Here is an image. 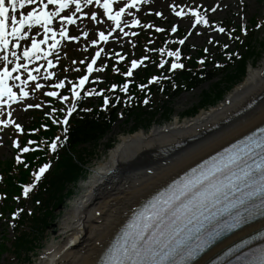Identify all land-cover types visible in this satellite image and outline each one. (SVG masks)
<instances>
[{"label": "snow or ice", "instance_id": "6c2138e0", "mask_svg": "<svg viewBox=\"0 0 264 264\" xmlns=\"http://www.w3.org/2000/svg\"><path fill=\"white\" fill-rule=\"evenodd\" d=\"M37 0H9L6 4L5 0H0V50L8 47L9 39L11 36H18L23 38L27 36L28 32H23L21 35L22 29L26 24H35L40 25L43 23L46 32H54V29L48 27L52 22V17L59 14L62 10L69 7L70 3H74L76 7V12L81 10V0H47V3H44V0H39L37 7L32 8L31 11L25 15L23 12L20 13L21 18L17 19L15 15L17 9H23L26 4H36ZM97 3L100 0H96ZM139 0H132L133 4L138 3ZM84 3L91 4L92 0H84ZM49 4H58L59 7L55 12L50 13L47 11ZM129 4H124L120 7L115 14H113V3L112 0H104L103 8L107 11L109 18L116 22V28H120L121 25V16L125 12V9L128 8ZM39 8V11H37ZM13 13L11 15V32L8 31V20H9V11ZM215 8H212L211 11H215ZM188 12L193 13L195 16V23L208 25L209 20L206 15L201 14L198 8L189 7ZM84 16H87L88 13H83ZM157 15H161L157 13ZM177 15H183V13H177ZM75 13L72 15H62L59 16L61 21H67L68 23H74ZM91 18L96 20V13L91 14ZM133 24H139L140 21L133 20ZM219 27V26H218ZM61 36H67V28H64L61 25ZM113 28L111 31H115ZM163 31V29H158ZM177 28L174 26L171 31L175 32ZM123 31V29H121ZM220 32H224L223 27H219ZM247 30L245 29V32ZM87 36V32L82 33ZM135 35V33H132ZM124 35H128L127 32ZM55 39V35L52 37ZM100 40H107L108 36L105 35L104 31L99 32ZM187 37H185L186 39ZM48 37L45 35V39L37 41L32 39L31 48H24L23 55L31 59L32 55L35 53L43 52L44 50L40 47L41 44L47 41ZM68 39L79 40L78 36H68ZM181 44L184 43V40L179 41ZM59 42L57 41V44ZM93 45L97 44V40H92ZM17 48L20 47V41H16ZM57 45H50L49 48L55 47ZM227 47V45H225ZM103 49L95 53V57L98 58L101 55ZM160 52H164L165 49H159ZM207 51V49H205ZM12 56L16 57L17 53L12 52ZM169 56H175L179 58L180 51L177 49L175 52L169 51L167 53ZM39 58V57H37ZM96 58L92 59V62L87 65L88 73L93 72V65L96 63ZM3 59L7 61V55H4ZM19 59V57H17ZM119 59L123 60L124 57L120 56ZM148 57H143L142 60H132L131 68L124 73L126 77L132 75V69L138 67L142 64L143 60H147ZM202 62V61H201ZM75 63V62H74ZM49 67H52V62L48 61ZM163 64V62H162ZM161 64V66H162ZM27 65L17 63L16 67L9 69L7 63L0 67V106L8 104L11 101L18 100L21 97L13 91L12 86L9 85L8 81L10 79L20 80V77L13 76V73L20 68H25ZM184 67L183 64H178L173 61L171 63L170 70H175L177 68ZM119 71V69H116ZM31 69L29 72L31 73ZM49 76L54 75V73L49 72ZM36 76L29 74L28 80H37ZM99 79V78H98ZM159 77H151L152 81L158 80ZM88 80V76L85 75L79 78V87L82 88L85 82ZM21 85H25L27 81L20 80ZM37 88L42 87L39 83L36 84ZM56 87L63 88L64 81L61 80L56 85ZM113 89L117 85L113 84L111 86ZM143 89L145 85H140ZM123 90L128 91V84L123 85ZM71 91L76 95L80 96V92L77 91V85L73 84ZM21 92L24 97L29 95L28 91H25L21 88ZM93 93H89L92 95ZM48 96L55 97L58 95L56 91H51L47 93ZM7 97V100L4 97ZM61 100L67 101V96H60ZM105 105L108 103V97H104ZM148 101L145 100V103ZM28 107H41V105H28ZM74 108H69L68 113L71 112ZM56 109L53 108L52 112H55ZM9 117L12 113L8 112ZM60 123V121H56ZM64 124H67V117L64 119ZM12 123L11 120H0V124H9ZM17 129L22 130L19 124H16ZM64 131H67L65 127ZM261 131H264L262 129ZM61 137L57 136L51 142V149L55 151L58 147V141ZM252 140L254 148H249V151H254L255 148L260 149V160L258 163H255V166L245 165L244 169L241 170L240 175L231 174L228 177L227 183H223L218 177L222 176L225 171H230L234 166H238L241 161V155L238 152H233L225 156L220 162L213 161L210 166H207L205 169L201 170L198 175H194L192 178L186 179L181 185L177 186L171 195L167 198L161 197L156 205L152 206V210L149 211L146 215L141 217V222L135 225V231L130 234V237H126L124 243L115 253L107 254L108 258L102 261V264H193V261L198 257L202 252H204L209 247V241L214 235L213 231H208L206 229V222L211 220L218 213L213 212V209H216L230 194L229 189L235 191H240L237 182L244 184V187L248 189L238 200L229 202L227 205L228 208L235 207L236 204H243L245 198H250L257 196L258 194L264 196V137L255 139L249 137ZM29 149L23 148L21 151H28ZM19 159V157H18ZM49 167V164L43 165L39 169V172L36 174V178L39 179L40 174H43L45 170ZM195 173L196 170L194 169ZM32 185L24 186V195H28V190ZM261 207L264 208V200L261 201ZM251 214H255V211H252ZM15 215V213H14ZM243 219L241 213H237L234 217V221L239 223ZM204 232V235L201 233ZM195 236L198 241L195 246L190 243L192 237ZM246 243V242H244ZM225 258L234 256L233 260H229L228 264H264V246L249 248L248 251H242V245L237 244L233 247H229L224 253ZM122 257V258H121ZM211 264H219V257L216 260H213Z\"/></svg>", "mask_w": 264, "mask_h": 264}, {"label": "bare ground", "instance_id": "6f19581e", "mask_svg": "<svg viewBox=\"0 0 264 264\" xmlns=\"http://www.w3.org/2000/svg\"><path fill=\"white\" fill-rule=\"evenodd\" d=\"M164 1L159 2L160 8L167 7L168 0ZM262 123L264 59L259 68L251 66L244 82L219 106L190 121L121 136L61 224V242L39 264H99L111 238L135 207L193 164ZM262 227L264 219L232 234L194 264H205L226 246Z\"/></svg>", "mask_w": 264, "mask_h": 264}, {"label": "trees", "instance_id": "16d2710c", "mask_svg": "<svg viewBox=\"0 0 264 264\" xmlns=\"http://www.w3.org/2000/svg\"><path fill=\"white\" fill-rule=\"evenodd\" d=\"M249 53L252 55L254 51H250ZM245 66L246 59L240 62L237 67L228 68L225 72L223 81L229 86L239 81L245 72ZM180 78L186 81L184 79H188L189 77L183 75ZM192 79L196 81L197 76ZM223 92L224 90L222 89L221 83H217L215 87L206 94L201 105L215 102L222 96ZM138 115H140V113H138ZM112 118L115 119L114 112H110L104 117H101V114L98 117H96L95 114H90L76 122L71 134V146L74 154L67 152L58 163L56 171L50 180L51 188L46 191L50 196H46L47 199L44 205L40 207L41 211L34 220L32 233H25L23 237L18 240L17 246L19 248L21 247L27 251L33 249V246L36 245V241H39L35 233H42L46 227H48L54 210L63 202V198L65 193L69 190V186L73 185L77 178L85 174L94 161L101 157L98 144L100 143V139L107 133L109 121ZM138 125L139 123H137V126ZM87 147L92 148L87 150Z\"/></svg>", "mask_w": 264, "mask_h": 264}, {"label": "rangeland", "instance_id": "374dc122", "mask_svg": "<svg viewBox=\"0 0 264 264\" xmlns=\"http://www.w3.org/2000/svg\"><path fill=\"white\" fill-rule=\"evenodd\" d=\"M233 12L235 13L236 11H233ZM246 13L248 15V18L252 15H256V16H258V18L260 20H262L264 18V0H248L247 5H246ZM227 14H228V11H227ZM215 16L223 17V16H225V13L217 11ZM233 16H234V18L236 17V15H234V14H233ZM259 38H262L264 40V28L262 29V31H260V37ZM191 40H200L201 42H204V38H199L198 35H194L191 38ZM263 59H264V52H263L262 57L258 61H256L253 65L250 64L248 66V70L251 68V66L259 68L260 65H262ZM245 78H246V76H245ZM245 78L243 79V81L241 83H238L231 91H233L237 86L242 84L244 82ZM203 88H207V85H204L202 88H198L195 91L187 92V93L183 94L182 96H180L179 98L174 99L173 105H172L174 113H173V117L171 118V120L164 121V122L162 120H158V121H156V122H158L157 124L155 123L150 127L148 126L149 130L151 128H153L154 126L171 125L176 121H180V123H183L185 121H190L191 119H193L194 117H183L182 113L186 109L190 108L192 105L196 104L199 101L200 94L202 93ZM231 91L227 92L224 96L225 98H223L221 101H219L215 106H212L206 110H201L200 113L203 111L210 110V109L217 107L220 104H222L224 102V100H226V98L229 96ZM130 125H131V123H130ZM130 125L125 124L123 122H119L118 124H116L113 131L102 142L105 143V142H107V139L114 138V137L115 138L117 137V139L119 140L121 136L129 135V133H132V132H128ZM141 130H143V129H141ZM143 131L146 132L145 129ZM113 145H115V144H113ZM1 146H2V148L0 149V151H1L0 152V158L1 159L10 158L12 156V153H11V150L7 148V144L3 143ZM108 152H107V154H108ZM71 154H73V153H71ZM107 154L104 155L103 158L100 159V161H98L92 168H96L97 165H99L105 159ZM85 183H86L85 180L81 181L79 183L77 194L70 201L67 202L66 206L63 208L62 213H59L58 211L56 212V214H58V217H57L56 221H54L53 224L50 226V229L47 232V238L44 240V242L36 250V253L31 257V261L30 262L23 261V264H39L41 262V260L47 254H49L50 250L52 248H54L52 246L58 245V243L61 242V238L58 234L60 231V226L63 223L64 219L68 216V213L70 212L72 206H74V202L78 198H80L81 195L83 194L85 189L82 190V186ZM29 205H31V204L29 203ZM0 232H1V225H0ZM5 232L7 233V236H9V237L12 236V234H13L10 228H8ZM10 260H11V262H13L12 261L13 259L10 255H6V254L3 255L2 261L8 262ZM18 263H20V261Z\"/></svg>", "mask_w": 264, "mask_h": 264}]
</instances>
